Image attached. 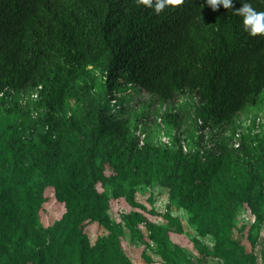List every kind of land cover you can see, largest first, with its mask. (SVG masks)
<instances>
[{
    "label": "trees",
    "instance_id": "trees-1",
    "mask_svg": "<svg viewBox=\"0 0 264 264\" xmlns=\"http://www.w3.org/2000/svg\"><path fill=\"white\" fill-rule=\"evenodd\" d=\"M251 3L264 11V0ZM241 6L234 0V9ZM37 85L38 98L22 106L21 95ZM131 87L161 101L194 92L200 129L225 126L232 135L264 90V35L250 36L241 17L223 6L213 11L206 0H183L159 15L139 0H0V264H132L126 231L145 264L151 253L160 264L207 257L259 264L264 134L249 129L238 148L217 135L204 154L183 152L175 135L140 145L131 121L111 111L115 95ZM163 121L178 127L173 113ZM154 184L168 194L160 214L152 195L149 209L136 198ZM119 199L130 211L116 221L110 204ZM55 203L61 211L50 223ZM171 204L185 211L195 236ZM241 211L255 223L234 239ZM259 256L264 264V247Z\"/></svg>",
    "mask_w": 264,
    "mask_h": 264
},
{
    "label": "rangeland",
    "instance_id": "rangeland-1",
    "mask_svg": "<svg viewBox=\"0 0 264 264\" xmlns=\"http://www.w3.org/2000/svg\"><path fill=\"white\" fill-rule=\"evenodd\" d=\"M113 107L111 111L116 119H128L131 121V130L139 135V138L145 141L146 138L156 143H166L170 141L171 135H175L182 140L188 139L190 142L199 140L202 130L200 129V123L194 122L195 117L193 115L194 108L199 104V98L194 92L185 91L182 94H177L172 100L161 101L156 99L153 94H150L140 88L128 89L126 92H120L115 95V103H111ZM264 107V90L261 92L256 106H249L244 112L239 114V118L245 117L246 114L253 113L255 110ZM167 113H173L177 117V128L168 126L164 123V115ZM168 126V127H167ZM151 138V139H150ZM181 140V141H182ZM152 195L153 206L158 214L163 213L169 203L168 194L164 188L154 184L149 187L139 188L136 193V198L139 202L145 203L149 209L150 205L147 201L148 197ZM111 217L119 221L121 213H127L130 208L121 199L112 200L110 204ZM170 213L180 219L185 232L193 237L196 235L194 227L187 222V214L185 211L175 204L170 205ZM61 211V207L58 204H53L47 214L48 222L52 223L57 213ZM242 212L237 213L234 219L233 238L240 239V228L243 224L242 218H240ZM148 218L156 223H162L161 218L158 215L149 214ZM89 232L91 233V239L93 240L97 232V225L91 223L88 225ZM100 233H105L100 231ZM202 243L209 248L212 246V240L209 237L200 238ZM245 244V242L243 241ZM122 246L126 253L131 258L132 264H145L141 259V248L130 245L129 234L126 231L122 237ZM154 244L151 243L150 249H154ZM261 247H264V234L260 235L258 243L255 247V253L258 256V263L263 264L260 259L259 252ZM185 253L194 260L198 257L192 247H185ZM152 255L153 263L160 264L159 258ZM204 264H221V262L215 258L207 257Z\"/></svg>",
    "mask_w": 264,
    "mask_h": 264
},
{
    "label": "built area",
    "instance_id": "built-area-1",
    "mask_svg": "<svg viewBox=\"0 0 264 264\" xmlns=\"http://www.w3.org/2000/svg\"><path fill=\"white\" fill-rule=\"evenodd\" d=\"M40 85L33 87L30 90L24 92L20 97V103L24 106L28 100H35L38 98V93L40 90ZM256 106V105H255ZM200 125L202 124L201 121H198ZM238 127L233 132L232 135L229 134L227 131L228 129L225 126L210 129L209 126H206L202 130V134L200 136V147H192L188 144V140H182L180 142L182 151L185 153L199 151V154H204L206 150L211 149L214 147L215 142L213 141L212 137L219 135L223 138L229 139V146L238 148L241 143L242 135L249 132L251 134H264V107H261L258 110H255L253 113L246 114L245 117L239 119ZM167 143V142H166ZM139 144L143 145V140L139 138ZM240 218L243 220V224H253L255 223L254 215H250L246 212H242ZM264 234V233H263Z\"/></svg>",
    "mask_w": 264,
    "mask_h": 264
},
{
    "label": "clouds",
    "instance_id": "clouds-1",
    "mask_svg": "<svg viewBox=\"0 0 264 264\" xmlns=\"http://www.w3.org/2000/svg\"><path fill=\"white\" fill-rule=\"evenodd\" d=\"M139 3L159 15L168 6L180 5L183 0H139ZM206 3L213 11H217L220 6H223L224 9L230 10L241 17L243 30L250 36L264 35V11H257L253 7L251 0H241L242 6L239 9H234V0H206Z\"/></svg>",
    "mask_w": 264,
    "mask_h": 264
}]
</instances>
